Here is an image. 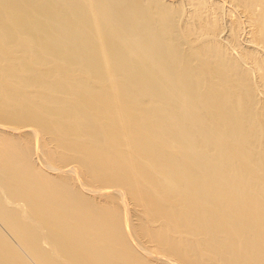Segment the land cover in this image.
Segmentation results:
<instances>
[{"label": "bare ground", "instance_id": "obj_1", "mask_svg": "<svg viewBox=\"0 0 264 264\" xmlns=\"http://www.w3.org/2000/svg\"><path fill=\"white\" fill-rule=\"evenodd\" d=\"M0 264H264V0H0Z\"/></svg>", "mask_w": 264, "mask_h": 264}, {"label": "rangeland", "instance_id": "obj_2", "mask_svg": "<svg viewBox=\"0 0 264 264\" xmlns=\"http://www.w3.org/2000/svg\"><path fill=\"white\" fill-rule=\"evenodd\" d=\"M37 145L39 144V136H37ZM38 151H40V150H38ZM38 155H40V156H38ZM37 159L39 160V162L41 163V161H42V156H41V153L40 152H38V154H37ZM42 164V163H41Z\"/></svg>", "mask_w": 264, "mask_h": 264}]
</instances>
